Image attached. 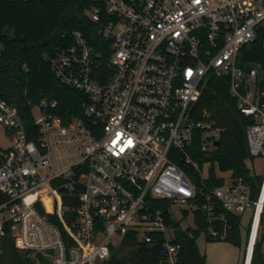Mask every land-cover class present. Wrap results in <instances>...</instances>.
<instances>
[{"label":"built area","instance_id":"built-area-1","mask_svg":"<svg viewBox=\"0 0 264 264\" xmlns=\"http://www.w3.org/2000/svg\"><path fill=\"white\" fill-rule=\"evenodd\" d=\"M93 1L87 15L110 43L107 68L80 32L50 59L56 76L86 96L85 120L65 123L58 102L42 100L33 109L36 142L18 110L0 99V125L11 140L0 147V240L10 237L35 264H105L134 234L163 243L160 264H180L177 226L183 229L174 208L190 212L188 229L201 212L208 235L225 241L227 228L213 226L225 222L218 201L231 214L251 213L244 263L251 264L264 181L256 200L243 179L218 169L223 185L197 187L198 174L210 177L222 129L208 112L198 117L196 106L211 78H228L240 112L253 120L248 163L264 158L263 73L240 56L264 32V0ZM73 148L79 157L45 177L52 154Z\"/></svg>","mask_w":264,"mask_h":264},{"label":"trees","instance_id":"trees-1","mask_svg":"<svg viewBox=\"0 0 264 264\" xmlns=\"http://www.w3.org/2000/svg\"><path fill=\"white\" fill-rule=\"evenodd\" d=\"M94 4L93 0H0V99L18 110L21 120L29 127L30 140L38 142L41 138L33 109L42 100L58 102L56 114L65 123L85 120L86 96L56 76L50 59L58 50L72 46L74 33L80 32L88 45L102 56L103 66L107 68L111 57L110 43L100 35L99 27L87 15ZM240 56L243 61L261 68L264 85V32L259 33L254 43L244 46ZM196 107L198 117L206 111L222 129L220 146L210 155L213 164L210 177L205 180L198 174L197 187L213 189L223 185L224 180L217 177L218 169L221 173L231 172L235 179H243L251 186L256 200L264 178L253 174L248 165L251 155L246 129L253 120L240 112L237 99L231 94L230 80L211 78ZM196 158L200 162L205 160L201 154ZM64 202H67L65 195ZM214 203L216 215H224L225 222H215L213 226L220 231L226 227L225 242L241 247L242 217L227 212L220 202ZM168 206L166 204V210ZM195 224L196 229L186 231L177 226V241L182 246L180 264H207L197 244L202 236L208 243L222 241L208 235L211 224L201 212H196ZM3 240L10 246L12 259L8 262L2 257L4 252L0 246V264H35L28 253L15 247L10 237ZM164 258L162 242L148 245L129 234L119 246L112 248L105 264H160ZM251 264H264V214Z\"/></svg>","mask_w":264,"mask_h":264},{"label":"rangeland","instance_id":"rangeland-1","mask_svg":"<svg viewBox=\"0 0 264 264\" xmlns=\"http://www.w3.org/2000/svg\"><path fill=\"white\" fill-rule=\"evenodd\" d=\"M0 146L3 149L11 146V140L8 137L3 126L0 125ZM79 157L78 152L73 149H63L59 152L52 154L53 168L51 170H43L45 177H52L55 173L61 172L64 168L69 166L74 160ZM203 165V162H200ZM251 172L257 176L264 178V158H257L252 162L248 163ZM203 170L207 171V167H203ZM50 197H47V199ZM177 213V219L180 221L183 230H187L193 226L192 215H186L181 213L178 208H174ZM186 210V209H184ZM251 213L247 212L242 217L243 231H242V243L241 247L225 241L210 242L208 243L204 237L199 238L197 244L199 251L203 256L206 257L207 264H244L246 255V241L249 236V227L251 223ZM1 251L4 252L2 257L10 262L11 249L7 241L1 239Z\"/></svg>","mask_w":264,"mask_h":264},{"label":"bare ground","instance_id":"bare-ground-1","mask_svg":"<svg viewBox=\"0 0 264 264\" xmlns=\"http://www.w3.org/2000/svg\"><path fill=\"white\" fill-rule=\"evenodd\" d=\"M44 191H46V189H44ZM34 198H35V196H30V197L27 199V201H32ZM45 203H46L47 206L49 205V201H46Z\"/></svg>","mask_w":264,"mask_h":264},{"label":"water","instance_id":"water-1","mask_svg":"<svg viewBox=\"0 0 264 264\" xmlns=\"http://www.w3.org/2000/svg\"><path fill=\"white\" fill-rule=\"evenodd\" d=\"M216 146H217V147L220 146V142H219V141L216 142Z\"/></svg>","mask_w":264,"mask_h":264},{"label":"crops","instance_id":"crops-1","mask_svg":"<svg viewBox=\"0 0 264 264\" xmlns=\"http://www.w3.org/2000/svg\"><path fill=\"white\" fill-rule=\"evenodd\" d=\"M1 147V146H0Z\"/></svg>","mask_w":264,"mask_h":264}]
</instances>
